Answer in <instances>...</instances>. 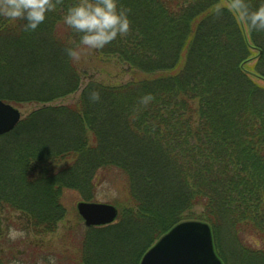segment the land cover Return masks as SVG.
<instances>
[{
  "label": "trees",
  "instance_id": "trees-1",
  "mask_svg": "<svg viewBox=\"0 0 264 264\" xmlns=\"http://www.w3.org/2000/svg\"><path fill=\"white\" fill-rule=\"evenodd\" d=\"M53 2L35 31L0 17V99L41 106L0 136V264H140L187 220L211 225L225 264H264V29L232 0H120L129 32L87 50L63 22L76 0ZM99 185L122 193L116 223L79 218L75 251L52 250L64 192Z\"/></svg>",
  "mask_w": 264,
  "mask_h": 264
},
{
  "label": "clouds",
  "instance_id": "clouds-1",
  "mask_svg": "<svg viewBox=\"0 0 264 264\" xmlns=\"http://www.w3.org/2000/svg\"><path fill=\"white\" fill-rule=\"evenodd\" d=\"M228 7L237 10L250 31L257 27L264 29V7L249 13L243 0H232ZM54 8L53 0H0V17L26 21L23 31L31 32ZM129 11L120 5V0H76L68 7L63 22L68 28L82 33L79 46L83 49L102 50L118 36L123 38L129 32ZM79 46L66 50L70 61L81 59ZM92 98L98 100L99 94L93 93Z\"/></svg>",
  "mask_w": 264,
  "mask_h": 264
},
{
  "label": "water",
  "instance_id": "water-1",
  "mask_svg": "<svg viewBox=\"0 0 264 264\" xmlns=\"http://www.w3.org/2000/svg\"><path fill=\"white\" fill-rule=\"evenodd\" d=\"M22 119L21 111L0 99V136L13 131ZM77 210L87 227L113 224L118 208L110 203L80 201ZM140 264H224L218 256L211 226L188 220L175 225L143 256Z\"/></svg>",
  "mask_w": 264,
  "mask_h": 264
},
{
  "label": "rangeland",
  "instance_id": "rangeland-1",
  "mask_svg": "<svg viewBox=\"0 0 264 264\" xmlns=\"http://www.w3.org/2000/svg\"><path fill=\"white\" fill-rule=\"evenodd\" d=\"M114 71H116V69ZM123 78L125 81H127L129 79L128 76H124ZM94 79L99 80V81H105V80H108V76L106 74H102V73L96 74ZM260 83L264 84L263 81H260ZM81 91L82 90L76 92L75 94L69 95L65 98L59 99L56 102H54L53 104H55V105H71L78 100V98L80 97ZM14 106L17 107L21 111L22 119L25 118L26 116H28L34 110L41 107L39 104H25V105H17V106L14 105ZM121 191H123V190H121ZM95 194L96 195H95L94 200H91V201L114 204V201L117 200V198H122L121 192H118L114 188L111 189V188L107 187V185H99ZM82 200H83L82 195L76 191L68 190V191L64 192L63 197H62V203L64 204V206L66 208L65 218L59 223L56 233L44 237L45 242L50 245L52 250L57 251L58 253H62V252H64V249L66 246L72 247L73 244H71V242H74V238L70 237V235H72L70 232L73 231V228L76 226V224L79 223L78 221H80L79 218H81V216L79 215V212L77 210V204ZM199 212H201V210H199ZM12 221H14V220H12ZM12 221L11 220L7 221V223L4 225L5 228L7 226L11 225L9 227L10 230L5 231V233L6 234L8 233L10 236H12L13 239L22 240L21 237H25V234L21 233L20 231L17 232L14 229V227L12 226V223H11ZM82 222H83V225L86 227L83 219H82ZM79 226H80V229L83 227L81 224ZM82 231L83 230L81 229V232ZM33 240H35L34 236H33ZM214 243H215V240H214ZM0 246H1V240H0ZM70 249L72 251H75V249H73V247ZM215 249H216V246H215ZM216 252H217V250H216ZM217 254H218V252H217ZM218 256L220 257L219 254H218ZM224 264H225V262H224Z\"/></svg>",
  "mask_w": 264,
  "mask_h": 264
}]
</instances>
